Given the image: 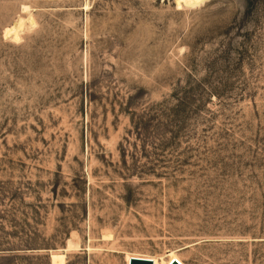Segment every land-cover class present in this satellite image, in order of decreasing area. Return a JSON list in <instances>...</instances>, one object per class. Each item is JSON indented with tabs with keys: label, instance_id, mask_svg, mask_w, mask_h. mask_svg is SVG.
I'll list each match as a JSON object with an SVG mask.
<instances>
[{
	"label": "rangeland",
	"instance_id": "374dc122",
	"mask_svg": "<svg viewBox=\"0 0 264 264\" xmlns=\"http://www.w3.org/2000/svg\"><path fill=\"white\" fill-rule=\"evenodd\" d=\"M168 250L264 264V0H0V264Z\"/></svg>",
	"mask_w": 264,
	"mask_h": 264
},
{
	"label": "bare ground",
	"instance_id": "6f19581e",
	"mask_svg": "<svg viewBox=\"0 0 264 264\" xmlns=\"http://www.w3.org/2000/svg\"><path fill=\"white\" fill-rule=\"evenodd\" d=\"M22 12H28L30 11V7L28 5H22ZM26 25L25 19L21 16L18 15V17L12 22L10 26L11 31H16V32H21L23 31L24 26ZM109 236V235H107ZM79 247V241L74 238H69L67 240L66 247L64 250L68 251L70 249L78 248ZM137 258V257H136ZM172 259L178 260L181 264H185L181 257L176 253L175 250H168L166 254V258L161 257L160 258V263L159 264H168ZM130 262V259H129ZM128 262V264H129Z\"/></svg>",
	"mask_w": 264,
	"mask_h": 264
},
{
	"label": "water",
	"instance_id": "95a60500",
	"mask_svg": "<svg viewBox=\"0 0 264 264\" xmlns=\"http://www.w3.org/2000/svg\"><path fill=\"white\" fill-rule=\"evenodd\" d=\"M129 264H153L151 259L131 257ZM168 264H181L178 260L172 259Z\"/></svg>",
	"mask_w": 264,
	"mask_h": 264
}]
</instances>
